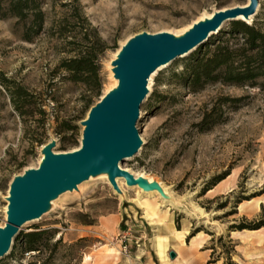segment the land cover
<instances>
[{
    "label": "rangeland",
    "instance_id": "374dc122",
    "mask_svg": "<svg viewBox=\"0 0 264 264\" xmlns=\"http://www.w3.org/2000/svg\"><path fill=\"white\" fill-rule=\"evenodd\" d=\"M65 2L69 5L63 6ZM248 2L43 0L44 28L30 42L22 39L23 22L0 18V226L7 221L12 181L39 166L45 144L55 141L57 153L81 146V122L114 87L112 61L124 42L144 32L179 34L219 9ZM65 16L71 23L61 35L59 24ZM256 16L264 17V0H259ZM74 22H89L109 46L102 53L101 94L88 106L92 91L64 77L67 73L60 67L63 59L77 54L78 45L68 44L77 30ZM230 25L228 20L222 28ZM214 40L209 37L154 76L136 125L143 144L135 156L120 162L134 174L159 181L174 198L166 200L173 205L158 191L125 185L119 194L107 176L92 177L61 194L41 218L25 223L0 264H264V250L257 256L253 250L262 246L261 239H236L229 231L230 224L243 217L264 219V90L216 84L192 92L173 75ZM18 84L34 103L25 117L12 103L10 88ZM221 95L249 97L238 108L224 107L225 121L201 131L197 124ZM63 121L76 127L58 134ZM239 198L261 201L258 213L238 215ZM224 203L227 206L219 208ZM33 230H47L41 252L27 249L25 235ZM170 250L177 252L175 260Z\"/></svg>",
    "mask_w": 264,
    "mask_h": 264
},
{
    "label": "water",
    "instance_id": "95a60500",
    "mask_svg": "<svg viewBox=\"0 0 264 264\" xmlns=\"http://www.w3.org/2000/svg\"><path fill=\"white\" fill-rule=\"evenodd\" d=\"M259 0H249L214 12L212 18L196 22L181 36L175 33H140L127 40L112 61L113 87L95 105L84 120L80 150L55 152L56 142L44 145L43 160L23 175L15 176L9 191L7 221L0 226V260L9 254L22 226L50 211L53 201L67 191L78 189L85 180L107 176L114 189L124 194L117 178L145 192L158 191L165 200L175 201L162 184L122 170L120 162L138 153L143 140L137 129L140 108L149 94L152 74L161 66L190 53L219 32L228 20L255 17ZM172 260L177 252L169 251Z\"/></svg>",
    "mask_w": 264,
    "mask_h": 264
},
{
    "label": "trees",
    "instance_id": "16d2710c",
    "mask_svg": "<svg viewBox=\"0 0 264 264\" xmlns=\"http://www.w3.org/2000/svg\"><path fill=\"white\" fill-rule=\"evenodd\" d=\"M68 5V2L63 3V6ZM8 16L16 17L19 23L23 22L22 39L33 41L42 32L45 24L43 0H0V18ZM68 23L71 22L65 16L59 24L58 31L61 35L67 33ZM72 25L77 30L68 44L78 45L77 54L63 59L60 67L67 73L64 77L74 82H82L92 91L86 101L88 106L95 96L101 94L103 85L101 59L102 53L109 46L89 22H74ZM212 36L215 37L212 47L187 59L180 69L173 72L175 79L192 92H199L209 85L216 84L264 90V17L256 16L252 23L242 19L231 20L229 28H221L210 37ZM10 89L13 106L19 115L25 117L31 113L29 105L34 103L29 100L31 94L28 90L20 84ZM248 97V95L219 96L213 106L206 110L203 119L197 124L198 127L201 131L210 130L213 125L225 121L224 107L238 108L245 105ZM39 111L44 112L42 109ZM62 124L64 128L57 130L58 134L66 130L73 131L76 127L67 121H63ZM73 133L75 141V132ZM227 175L220 176L213 184H218ZM210 189L211 187H208L206 191ZM244 199L248 198H239L235 207ZM226 206L227 203H224L219 208ZM233 213H237L236 208ZM262 227L263 218L248 220L243 217L239 223L230 224L229 231L256 230ZM178 228L180 229L179 225ZM46 232L47 230H33L26 233L27 249L41 252L42 235ZM17 236L19 237V234Z\"/></svg>",
    "mask_w": 264,
    "mask_h": 264
},
{
    "label": "crops",
    "instance_id": "0c3cea01",
    "mask_svg": "<svg viewBox=\"0 0 264 264\" xmlns=\"http://www.w3.org/2000/svg\"><path fill=\"white\" fill-rule=\"evenodd\" d=\"M220 189V188H219ZM226 190H219L218 193H224ZM260 203L261 201L255 202L254 200L249 201H243L239 203L238 205V215H245L248 217L255 216L258 211L260 210ZM180 232V230H177ZM176 231V232H177ZM232 237L236 239H241L243 236L253 237L254 239H261L262 240V246L260 247H253V250H255L258 253H255V256L257 254H260L264 250V227L256 230H242V231H230ZM171 240H173V236H171ZM175 241V240H174Z\"/></svg>",
    "mask_w": 264,
    "mask_h": 264
},
{
    "label": "bare ground",
    "instance_id": "6f19581e",
    "mask_svg": "<svg viewBox=\"0 0 264 264\" xmlns=\"http://www.w3.org/2000/svg\"><path fill=\"white\" fill-rule=\"evenodd\" d=\"M213 14H214V13H213ZM212 16H213L212 14H209V16H205V17H203V18L200 19V20H204V19H207V18H212ZM238 19H242V20H245V21H247V22H249V23H252L253 20H254V17H252V18H250V19H246L244 16H240ZM200 20H199V21H200ZM199 21H197V22H199ZM195 23H196V22H194L192 25H190L189 28H187L184 32L179 33V34H176V33H175V35H176V36H181V35H183L185 32H187L188 30H190V29L194 26ZM216 33H218V32H216ZM214 34H215V33H214ZM124 43H125V42H124ZM124 43H123V44H124ZM119 50H120V49H119ZM119 50H118V52H119ZM118 52H116L115 56H117ZM189 54H190V53L185 54V55H183L182 57H185V56H187V55H189ZM170 64H171V63L161 66L160 68H158V69L152 74V76H151V80H150V82H149V90L152 91V83H153V78H154V76H156V75L159 73V71H161L162 69L166 68V67L169 66ZM118 85H119V80H116L115 83H114V87H117ZM81 148H82V145H81L79 148H77L76 150H80ZM43 157H44V156H42V158H41V160H40V163L42 162ZM120 168H121L122 170L130 171L129 169H125V168H123L121 165H120ZM130 172H131V171H130ZM132 173H133V172H132ZM133 174H134V173H133ZM135 175H136L138 178H139V177H143V178H148L149 181H152V180H153L152 178L147 177V176L144 175V174H135ZM116 181H117V183L119 184V186H121V188H123V189H124V186L127 185V183H126V181H125L124 178H117ZM82 186H83V185H81V188H82ZM135 187L140 188L139 186H135ZM140 189H141V188H140ZM142 191L144 192L143 189H142ZM146 193H156V194L159 195V193H158L157 191H150V192H146ZM9 196H10V194H8L7 197H9ZM163 200H164V202L173 205L172 202H168V201H166L165 199H163ZM7 211H8V206H7ZM29 222H31V221H29Z\"/></svg>",
    "mask_w": 264,
    "mask_h": 264
},
{
    "label": "built area",
    "instance_id": "2783aa9c",
    "mask_svg": "<svg viewBox=\"0 0 264 264\" xmlns=\"http://www.w3.org/2000/svg\"><path fill=\"white\" fill-rule=\"evenodd\" d=\"M124 251H125V253H128V248H127V246L124 247Z\"/></svg>",
    "mask_w": 264,
    "mask_h": 264
}]
</instances>
